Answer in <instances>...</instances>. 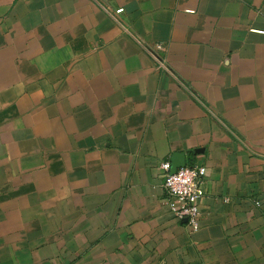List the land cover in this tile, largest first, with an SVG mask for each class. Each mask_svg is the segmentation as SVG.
<instances>
[{
  "label": "crops",
  "instance_id": "obj_1",
  "mask_svg": "<svg viewBox=\"0 0 264 264\" xmlns=\"http://www.w3.org/2000/svg\"><path fill=\"white\" fill-rule=\"evenodd\" d=\"M0 264H264V0H0Z\"/></svg>",
  "mask_w": 264,
  "mask_h": 264
},
{
  "label": "built area",
  "instance_id": "obj_2",
  "mask_svg": "<svg viewBox=\"0 0 264 264\" xmlns=\"http://www.w3.org/2000/svg\"><path fill=\"white\" fill-rule=\"evenodd\" d=\"M122 9V10H121ZM123 8H118L116 10L117 13L122 12ZM158 48H161V45H158ZM151 54L157 60V62L164 68L168 69L166 64L163 62V60L154 52L152 51ZM163 162H168L170 164V168L167 170L161 169V173L164 177V187L167 192V195L169 198L173 200V204L171 203V208L173 210V205H175L176 211H174L175 215L177 216L178 219L180 220H185L188 226L191 228L192 231L197 230L200 226V214H201V208H200V201L205 195V188H204V181L203 177L205 175L200 174L199 169L201 167L205 168L203 165H187L184 167L178 168L175 172H171V161L170 160H165ZM185 167L188 169H193L196 172V176L193 178L194 182L196 184V188L198 191H194L191 193V195H195L196 199L193 201L190 198L189 194H185L183 196V199H181V196L179 193H174L171 189V187L167 184V176L168 175H175L181 170H183ZM207 171V170H206ZM192 209H195V211H192ZM187 210V213H186ZM198 226V227H197Z\"/></svg>",
  "mask_w": 264,
  "mask_h": 264
},
{
  "label": "clouds",
  "instance_id": "obj_3",
  "mask_svg": "<svg viewBox=\"0 0 264 264\" xmlns=\"http://www.w3.org/2000/svg\"><path fill=\"white\" fill-rule=\"evenodd\" d=\"M160 168L167 170L170 168V164L168 162H162L160 164ZM199 171H200V174L202 175L207 174L206 169L203 167H201ZM195 176H196L195 170L188 169L187 167H185L183 170H181L175 175H168L167 184L171 187L174 193L180 194L181 199H183V196L185 194H189L190 198L193 201H195L196 196L191 195V193H193L194 191H198V189L196 188L194 179H193ZM173 211H176L175 205H173ZM192 211H195V209H192ZM186 213H187V210H186Z\"/></svg>",
  "mask_w": 264,
  "mask_h": 264
},
{
  "label": "water",
  "instance_id": "obj_4",
  "mask_svg": "<svg viewBox=\"0 0 264 264\" xmlns=\"http://www.w3.org/2000/svg\"><path fill=\"white\" fill-rule=\"evenodd\" d=\"M171 172H175L178 168L188 165L185 153L175 152L171 162ZM186 222V219L184 220Z\"/></svg>",
  "mask_w": 264,
  "mask_h": 264
}]
</instances>
